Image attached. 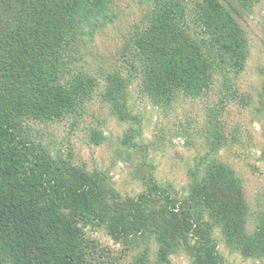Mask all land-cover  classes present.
Here are the masks:
<instances>
[{
    "label": "trees",
    "instance_id": "obj_1",
    "mask_svg": "<svg viewBox=\"0 0 264 264\" xmlns=\"http://www.w3.org/2000/svg\"><path fill=\"white\" fill-rule=\"evenodd\" d=\"M111 5L0 0V264H89L77 217L118 240L154 237L158 264H171L180 248L190 264H226L215 229L228 245L264 256V210L248 238L244 188L228 165L214 160L190 169L185 193L142 173V191L122 197L104 174L67 164L18 131L21 117L58 119L90 99L98 82L71 74L70 59L82 37L91 39L113 20ZM127 51L142 91L161 107L210 90L222 68L238 76L248 54L243 31L220 0H152ZM104 87L115 118L138 121L128 110L124 78L109 72ZM258 98L264 109V82ZM133 264H147L145 256Z\"/></svg>",
    "mask_w": 264,
    "mask_h": 264
},
{
    "label": "rangeland",
    "instance_id": "obj_2",
    "mask_svg": "<svg viewBox=\"0 0 264 264\" xmlns=\"http://www.w3.org/2000/svg\"><path fill=\"white\" fill-rule=\"evenodd\" d=\"M113 20L90 39L82 37L70 59L71 74L82 71L97 80L90 99L50 121L21 117L18 131L67 164L105 175L122 197L143 189L140 177L151 173L163 185L185 193L190 169L214 160L233 169L245 193V235H253L257 215L264 210V109L259 92L264 82V0H220L247 39L248 54L238 76H216L214 86L197 97L180 95L170 106L153 104L130 67L127 49L145 23L152 0H111ZM116 72L126 83L131 116L118 121L102 94L105 75ZM131 137L122 142L124 136ZM73 223L82 232L83 256L89 264H133L145 256L155 261L156 243L147 235L122 241L84 218ZM226 264H264V256L228 245L219 229L213 232ZM171 264H190L186 248L169 256Z\"/></svg>",
    "mask_w": 264,
    "mask_h": 264
}]
</instances>
